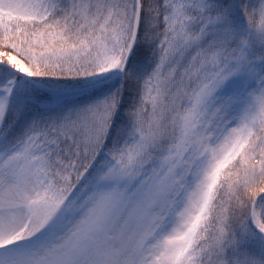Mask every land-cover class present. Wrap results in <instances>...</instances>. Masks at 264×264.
I'll return each instance as SVG.
<instances>
[{"label": "snow or ice", "instance_id": "obj_1", "mask_svg": "<svg viewBox=\"0 0 264 264\" xmlns=\"http://www.w3.org/2000/svg\"><path fill=\"white\" fill-rule=\"evenodd\" d=\"M0 264H264V0H0Z\"/></svg>", "mask_w": 264, "mask_h": 264}, {"label": "rangeland", "instance_id": "obj_2", "mask_svg": "<svg viewBox=\"0 0 264 264\" xmlns=\"http://www.w3.org/2000/svg\"><path fill=\"white\" fill-rule=\"evenodd\" d=\"M27 66V65H26Z\"/></svg>", "mask_w": 264, "mask_h": 264}]
</instances>
